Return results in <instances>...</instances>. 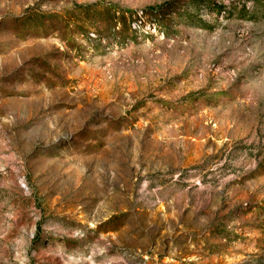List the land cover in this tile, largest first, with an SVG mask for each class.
<instances>
[{"label":"rangeland","instance_id":"rangeland-1","mask_svg":"<svg viewBox=\"0 0 264 264\" xmlns=\"http://www.w3.org/2000/svg\"><path fill=\"white\" fill-rule=\"evenodd\" d=\"M253 4L0 0V264H264Z\"/></svg>","mask_w":264,"mask_h":264},{"label":"trees","instance_id":"trees-1","mask_svg":"<svg viewBox=\"0 0 264 264\" xmlns=\"http://www.w3.org/2000/svg\"><path fill=\"white\" fill-rule=\"evenodd\" d=\"M252 1L254 4V7L260 8L262 10V13H264V0H248ZM242 10L245 11V6L242 5Z\"/></svg>","mask_w":264,"mask_h":264}]
</instances>
